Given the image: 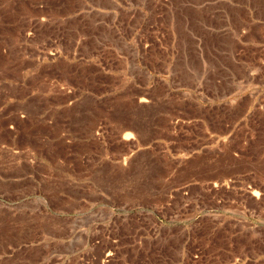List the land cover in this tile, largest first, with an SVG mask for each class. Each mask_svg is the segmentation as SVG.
Segmentation results:
<instances>
[{
  "label": "rangeland",
  "instance_id": "obj_1",
  "mask_svg": "<svg viewBox=\"0 0 264 264\" xmlns=\"http://www.w3.org/2000/svg\"><path fill=\"white\" fill-rule=\"evenodd\" d=\"M258 41L264 0H0V264H222L191 239L193 210L172 241L169 209L123 205L211 165L193 118L209 115V90L183 61L165 90V60L224 43L219 55L258 64ZM241 244L227 264H264V227L244 224Z\"/></svg>",
  "mask_w": 264,
  "mask_h": 264
},
{
  "label": "crops",
  "instance_id": "obj_2",
  "mask_svg": "<svg viewBox=\"0 0 264 264\" xmlns=\"http://www.w3.org/2000/svg\"><path fill=\"white\" fill-rule=\"evenodd\" d=\"M251 45L264 46V42H251ZM225 44H218L217 55H188L184 59H166L167 71L158 75L165 90H173L178 72L194 82L197 88L209 90V115L197 114L193 118L202 125L204 151L209 153L210 167L202 171H189L190 178L167 186L163 198L148 202L124 204V208L169 209L171 230L162 238L177 241L175 228L189 208L188 230L191 239L210 242L209 247H217L222 256V264L242 255L243 226L264 227V58L259 56L247 60L235 52V56H221ZM241 46L236 43L235 49ZM181 62L180 69L175 65ZM152 74V68L147 67ZM157 81L146 83L151 88ZM183 88H196V83L180 85ZM226 106L229 109L226 111ZM223 107V111L220 110ZM228 113V114H227ZM201 117V120H197ZM131 137V136H130ZM130 137H125L130 139ZM192 150V151H191ZM195 156L196 147L190 149ZM222 155H225L222 161ZM228 161H233L228 164ZM176 170H169L165 176H174ZM180 212V213H178ZM157 237V236H156ZM217 242V243H215ZM228 249L232 255L228 258ZM220 255H217L219 257ZM193 261L201 258L191 251ZM220 258V257H219ZM179 264V259L171 260Z\"/></svg>",
  "mask_w": 264,
  "mask_h": 264
}]
</instances>
